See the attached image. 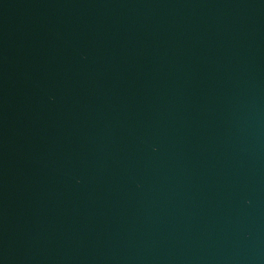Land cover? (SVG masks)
<instances>
[{"label": "water", "instance_id": "water-1", "mask_svg": "<svg viewBox=\"0 0 264 264\" xmlns=\"http://www.w3.org/2000/svg\"><path fill=\"white\" fill-rule=\"evenodd\" d=\"M0 264H264V0H0Z\"/></svg>", "mask_w": 264, "mask_h": 264}]
</instances>
